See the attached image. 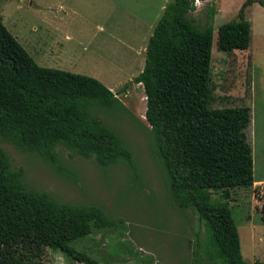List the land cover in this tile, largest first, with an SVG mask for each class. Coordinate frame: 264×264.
<instances>
[{
	"label": "trees",
	"instance_id": "obj_1",
	"mask_svg": "<svg viewBox=\"0 0 264 264\" xmlns=\"http://www.w3.org/2000/svg\"><path fill=\"white\" fill-rule=\"evenodd\" d=\"M253 2L264 6V0H243L235 16L216 27V50L247 48L250 24L244 11ZM193 9V0L165 4L147 38L142 68L130 81L142 86L149 150L165 173L169 197L178 209H190L202 225L197 248L203 255L208 249L209 259L221 264H249L241 256L228 203L230 188L253 182L245 136L249 109L209 107L214 9L207 8L203 23L190 16ZM92 104L125 111L98 79L38 65L0 17L2 140L50 164L56 161V147L62 146L69 155L92 158L101 168L121 162L133 169L130 149L91 113ZM22 175L0 147V264H38L45 247L69 261L100 264L71 242L120 220L96 205L57 200L27 186ZM258 199V220L264 225V183Z\"/></svg>",
	"mask_w": 264,
	"mask_h": 264
},
{
	"label": "rangeland",
	"instance_id": "obj_2",
	"mask_svg": "<svg viewBox=\"0 0 264 264\" xmlns=\"http://www.w3.org/2000/svg\"><path fill=\"white\" fill-rule=\"evenodd\" d=\"M169 1L0 0L3 25L39 65L90 75L125 107L124 111L92 104L90 111L130 149L133 169L121 162L101 168L92 158L69 155L62 146L56 147V161L50 164L0 138L11 167L22 169L27 186L60 201L99 206L120 220L112 228L93 230L71 242L100 264H193L195 258L199 261L195 264H221L217 258L209 259L208 249L203 255L197 248L204 231L194 213L178 209L169 197L165 173L149 150L142 86L130 81L143 65L147 41L143 43V37L151 33L163 10L160 6ZM222 2L199 0L190 16L203 23L209 7L230 12L212 24L208 105L249 109L245 136L252 149L254 183L230 188L228 203L241 256L252 264L264 262V225L258 220L261 182L256 179L264 176V6L245 7L244 18L250 24L247 50L226 53L215 49L216 27L235 16L242 0H225V8ZM137 19L146 26L133 29ZM250 223L258 225L251 230ZM38 264L82 263L45 247Z\"/></svg>",
	"mask_w": 264,
	"mask_h": 264
},
{
	"label": "crops",
	"instance_id": "obj_3",
	"mask_svg": "<svg viewBox=\"0 0 264 264\" xmlns=\"http://www.w3.org/2000/svg\"><path fill=\"white\" fill-rule=\"evenodd\" d=\"M221 1H223V2H225V0H221ZM243 1V0H242ZM223 2H222V6H223ZM253 3H256V2H253ZM253 3H251V4H253ZM165 4H166V2L164 3V4H162L160 7L162 8V7H164L165 6ZM224 7V6H223ZM225 8V7H224ZM227 14H229L228 12H226ZM222 14V12H221V6L219 7V6H216V8H215V10H214V14H213V21H212V24H213V22H214V20L215 19H217V18H223V17H225L226 18V16H228L227 14ZM222 23V22H221ZM220 23H218V25H219ZM132 26H133V29H137V28H141V27H145L146 26V24H145V22L142 20V19H137L136 20V22L135 23H133V24H131ZM216 25V24H215ZM215 25H214V27H215ZM217 25V26H218ZM149 28V27H148ZM212 28H213V26H212ZM250 30V29H249ZM149 31H150V28H149ZM148 31V32H149ZM150 35V33H148V35L146 34L144 37H143V43L145 42V40H146V38H148V36ZM147 36V37H146ZM65 37H68L67 35L65 36ZM16 38V37H15ZM249 42V41H248ZM54 43L52 42V44H49V45H53ZM22 46V45H21ZM23 47V46H22ZM24 48V47H23ZM25 49V48H24ZM26 50V49H25ZM48 50V52H50V53H52L49 49H47ZM234 50H236V49H234ZM242 50H247L246 48L245 49H242ZM233 51V50H232ZM27 53H28V51H27ZM29 54V53H28ZM53 54V53H52ZM30 55V54H29ZM31 56V55H30ZM32 57V56H31ZM32 59H33V57H32ZM34 60V59H33ZM35 61V60H34ZM36 62V61H35ZM37 63V62H36ZM38 64V63H37ZM39 65V64H38ZM42 66V65H41ZM47 67V66H46ZM54 68V67H53ZM55 68H58V69H60L61 67H55ZM81 74V73H80ZM251 148V147H250ZM251 153H252V149H251ZM252 155V154H251ZM252 163H253V161H252ZM253 167V166H252ZM252 176H253V174H252ZM258 181H260L261 183H260V186L264 183V176H260V177H257L256 178ZM253 183H254V176H253ZM256 225H258V224H253V223H250V229L251 230H253L254 229V227H256ZM253 236V235H252ZM259 236V235H258ZM250 237V240H249V243H250V246H253V244H254V242H253V240H252V237H251V235L249 236ZM260 238H261V236H259ZM260 238L257 240L258 241V243L260 242ZM258 243H257V245H258Z\"/></svg>",
	"mask_w": 264,
	"mask_h": 264
},
{
	"label": "built area",
	"instance_id": "obj_4",
	"mask_svg": "<svg viewBox=\"0 0 264 264\" xmlns=\"http://www.w3.org/2000/svg\"><path fill=\"white\" fill-rule=\"evenodd\" d=\"M199 2L197 3V0H193V5H198Z\"/></svg>",
	"mask_w": 264,
	"mask_h": 264
},
{
	"label": "clouds",
	"instance_id": "obj_5",
	"mask_svg": "<svg viewBox=\"0 0 264 264\" xmlns=\"http://www.w3.org/2000/svg\"><path fill=\"white\" fill-rule=\"evenodd\" d=\"M199 2V0H197V3Z\"/></svg>",
	"mask_w": 264,
	"mask_h": 264
}]
</instances>
